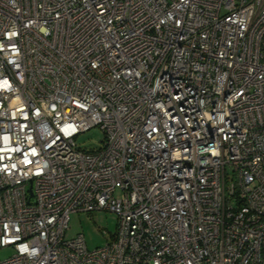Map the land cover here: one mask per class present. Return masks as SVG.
I'll list each match as a JSON object with an SVG mask.
<instances>
[{
	"label": "built area",
	"instance_id": "1",
	"mask_svg": "<svg viewBox=\"0 0 264 264\" xmlns=\"http://www.w3.org/2000/svg\"><path fill=\"white\" fill-rule=\"evenodd\" d=\"M96 147L76 137L92 128ZM110 242L66 239L73 213ZM0 264H264V0H0Z\"/></svg>",
	"mask_w": 264,
	"mask_h": 264
},
{
	"label": "rangeland",
	"instance_id": "2",
	"mask_svg": "<svg viewBox=\"0 0 264 264\" xmlns=\"http://www.w3.org/2000/svg\"><path fill=\"white\" fill-rule=\"evenodd\" d=\"M103 134L95 127L76 137L75 141L81 147H96L101 144ZM116 229V216L104 210L73 213L69 217L66 239L81 235L89 250L100 248L110 242ZM10 250L0 251V260L10 256Z\"/></svg>",
	"mask_w": 264,
	"mask_h": 264
}]
</instances>
